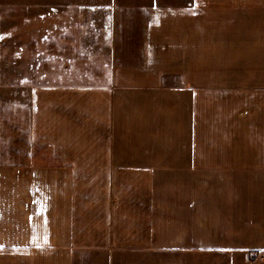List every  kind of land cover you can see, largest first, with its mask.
Segmentation results:
<instances>
[{
    "label": "crops",
    "instance_id": "0c3cea01",
    "mask_svg": "<svg viewBox=\"0 0 264 264\" xmlns=\"http://www.w3.org/2000/svg\"><path fill=\"white\" fill-rule=\"evenodd\" d=\"M204 1L150 6L137 58L114 50L97 75L76 79L81 66L67 60L43 79L35 42L19 99L50 165L24 155L11 170L0 264H117L153 245L159 221L177 228L169 242L195 244L210 227V242L262 247L264 7ZM108 18L117 38L118 12Z\"/></svg>",
    "mask_w": 264,
    "mask_h": 264
},
{
    "label": "rangeland",
    "instance_id": "374dc122",
    "mask_svg": "<svg viewBox=\"0 0 264 264\" xmlns=\"http://www.w3.org/2000/svg\"><path fill=\"white\" fill-rule=\"evenodd\" d=\"M189 1L0 0V224L6 216H13V211L4 207V200L12 196L4 193L3 188L19 184V176L10 174L12 169L24 165L19 156H35L40 158L39 165H50L44 163L50 154L49 147L36 146L29 138L28 119L26 122L22 115L19 99L22 65L24 68L25 61L29 63L34 55L35 42L41 52L38 63L43 66V79L59 73L56 64L67 60L81 66L76 70V79L83 72L97 75L98 66L114 50L117 58H137L143 15L150 6L179 9ZM242 1L205 0L203 4L227 7L243 5ZM244 2L264 7V0ZM109 10H116L119 15L115 24L117 38L114 20L108 18ZM155 187L156 209L163 204L166 208V180H156ZM155 211L157 218L166 219L161 210ZM159 222L153 245L143 250L124 249L117 264H264V244L260 249L250 250L239 242H210V227L201 229V241L195 244L169 242L166 238L176 237L177 230L173 229L177 228H166L163 221Z\"/></svg>",
    "mask_w": 264,
    "mask_h": 264
}]
</instances>
